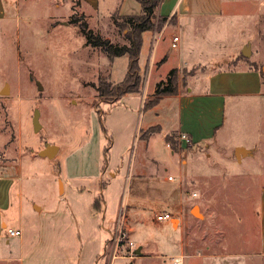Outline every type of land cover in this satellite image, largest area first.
Here are the masks:
<instances>
[{
	"label": "rangeland",
	"instance_id": "1",
	"mask_svg": "<svg viewBox=\"0 0 264 264\" xmlns=\"http://www.w3.org/2000/svg\"><path fill=\"white\" fill-rule=\"evenodd\" d=\"M6 1L0 19V91L7 84L0 93V168L15 180L6 221L21 229L25 264H43L41 255L48 253L40 231L48 227L64 246L63 264H264V73L257 70L260 97H227L215 137L183 147L173 131L145 124L155 111L139 107L140 92L129 95L136 98L131 107L98 98V79L121 81L128 58L110 61L84 45L78 26L68 23L72 12L81 13L79 0ZM120 1L101 4L86 17L96 33L119 44L125 30L114 26L109 11L119 10ZM221 11L178 26L182 47L213 69L262 70L264 0H222ZM170 22L174 26L175 18ZM144 38L143 71L149 33ZM246 44L250 55L244 57ZM196 69H176L177 86L186 89ZM46 144L58 147L54 157L39 156ZM237 147L248 154L236 158ZM165 213L171 220L156 219ZM19 239L10 238L16 250Z\"/></svg>",
	"mask_w": 264,
	"mask_h": 264
},
{
	"label": "crops",
	"instance_id": "2",
	"mask_svg": "<svg viewBox=\"0 0 264 264\" xmlns=\"http://www.w3.org/2000/svg\"><path fill=\"white\" fill-rule=\"evenodd\" d=\"M108 1L110 0H79V7L81 8V13L89 17L90 13H94V11H97L101 7V4L104 5ZM115 2L116 0H114V4ZM6 4V0H0V19L6 13ZM221 7L222 0H161L157 13L167 17L166 23L159 31L147 30L142 34L139 65L141 53L146 42L144 37L147 33L150 36V46L148 61L144 71L140 66V74L143 77L139 90L141 94V106L139 104V107L141 109L143 108L142 101L149 94L153 95L160 82L166 81L168 72L171 69L194 66L200 69L199 71L196 69L191 79L188 80L189 83L186 89L183 88L180 82L175 94L162 97L160 102L153 109H150L151 112L155 111L151 119H148L147 116L145 120L143 118L146 125H151L155 122L160 125L161 130L165 133L173 131L175 139H177L181 146L184 145L183 147L199 146L211 141L215 137L224 123V107L227 97H260L263 92V81L255 66L213 69L209 65H202L200 62H197V59L193 58L190 55L191 53L182 47L178 26L183 29L190 24V20L195 21L197 17L221 14ZM140 9L141 6L136 0H121L119 10L115 7L109 13L112 14L118 11V15L120 16L137 15ZM172 16L175 18L176 24L171 26L176 31L170 32L169 27L171 26L168 25V20ZM172 32L179 36V44L175 49L170 47V33ZM163 34L167 36L166 39L164 38V41L161 38ZM154 40H156L155 44ZM243 75H249V77ZM142 86L149 92L148 94L142 91ZM136 93L123 95L117 101V104L125 103L128 107H131L130 101H136V98L129 97V95ZM156 111L161 113L159 119H156ZM182 134L189 140V144L185 140H181L180 136ZM13 185H15L14 177L0 168V264H16V262L18 264H25L21 235L19 236V247L16 250L15 247L9 244L10 238L14 236H10L7 233L8 228L15 229L8 226L6 221L10 217L8 211L11 205L10 191ZM263 206L264 195L261 197V208ZM36 209L40 211L41 207ZM261 227L263 233L261 247L264 248V216L261 220ZM19 230L21 231L20 228ZM49 230L50 228L48 227V229L45 228L43 231H40V242L42 243L43 250L48 253V255H41L42 263L63 264L65 261L64 246L62 242L58 244L56 240L52 239L51 236L53 235Z\"/></svg>",
	"mask_w": 264,
	"mask_h": 264
},
{
	"label": "trees",
	"instance_id": "3",
	"mask_svg": "<svg viewBox=\"0 0 264 264\" xmlns=\"http://www.w3.org/2000/svg\"><path fill=\"white\" fill-rule=\"evenodd\" d=\"M140 6L138 15H123L120 16L117 12L110 14L111 22L119 30H125V42L119 44L112 42L109 38L103 37L92 29L86 16L83 13L79 15L73 12L68 20L69 24L78 26L84 36V45L93 48H99L112 61L115 57L126 55L128 58L127 69L123 79L117 83L110 80L98 79V84L95 86L96 94L101 101L116 103L123 95L127 93L139 92L142 85L143 77L140 74L139 55L142 45V34L147 30L159 31L166 23L167 17L157 13L158 6L161 0H136ZM174 17H170L168 23ZM257 69V68H255ZM260 73L262 70L258 69ZM176 69H171L168 72L165 82H160L154 93L153 99L145 101L143 109L147 110L157 105L161 98L177 92ZM175 140V137H174ZM176 144V140L174 141ZM97 204V198L93 200V205Z\"/></svg>",
	"mask_w": 264,
	"mask_h": 264
},
{
	"label": "water",
	"instance_id": "4",
	"mask_svg": "<svg viewBox=\"0 0 264 264\" xmlns=\"http://www.w3.org/2000/svg\"><path fill=\"white\" fill-rule=\"evenodd\" d=\"M241 54L244 57H247L250 55V47L248 44H246L244 46V48L241 51ZM262 72L264 73V67L262 69ZM38 85V89H42L41 85L39 83H37ZM7 90V84L4 85V87L2 88V90L0 91L1 94H3L5 91ZM33 125H34V130H37V127H40L39 121H38V111H35L33 114ZM58 151V147L56 145L53 144H46L39 152V156H46L48 158H52L56 155ZM248 154V150H246L243 147H237L235 148V152L234 155L236 158H239L240 156H244ZM36 208H38L36 206ZM194 208H196V206H194ZM135 254L139 253V248H137L136 250H134ZM127 264H132L131 262L127 263Z\"/></svg>",
	"mask_w": 264,
	"mask_h": 264
},
{
	"label": "built area",
	"instance_id": "5",
	"mask_svg": "<svg viewBox=\"0 0 264 264\" xmlns=\"http://www.w3.org/2000/svg\"><path fill=\"white\" fill-rule=\"evenodd\" d=\"M178 44H179V36L177 34L172 33L170 35V47L175 49V48L178 47ZM180 137H181V140H185V142L187 144H189V140L186 138V136L184 134H182ZM171 178L172 177L169 176V179H171ZM194 195L195 194H193V196ZM171 218H172L171 214H168V213L158 214L157 217H156L157 220H169V219L171 220ZM7 233L10 236H20L21 235V231L19 229L8 228L7 229ZM127 246H128V248L132 249L134 247V244L132 243V241H128L127 242Z\"/></svg>",
	"mask_w": 264,
	"mask_h": 264
},
{
	"label": "bare ground",
	"instance_id": "6",
	"mask_svg": "<svg viewBox=\"0 0 264 264\" xmlns=\"http://www.w3.org/2000/svg\"><path fill=\"white\" fill-rule=\"evenodd\" d=\"M195 209L197 210V208H195ZM196 210H195V211H196Z\"/></svg>",
	"mask_w": 264,
	"mask_h": 264
}]
</instances>
